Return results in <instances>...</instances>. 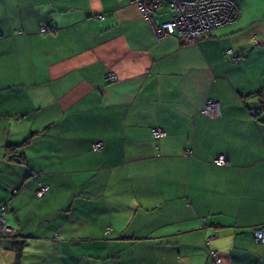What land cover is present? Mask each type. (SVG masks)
Masks as SVG:
<instances>
[{"label":"crops","instance_id":"1","mask_svg":"<svg viewBox=\"0 0 264 264\" xmlns=\"http://www.w3.org/2000/svg\"><path fill=\"white\" fill-rule=\"evenodd\" d=\"M233 1L184 42L133 0H0V264H264V0Z\"/></svg>","mask_w":264,"mask_h":264},{"label":"built area","instance_id":"2","mask_svg":"<svg viewBox=\"0 0 264 264\" xmlns=\"http://www.w3.org/2000/svg\"><path fill=\"white\" fill-rule=\"evenodd\" d=\"M138 7L141 16L151 25L156 37L166 34L176 33L180 35L184 42L196 41L204 33L212 28L218 27L228 22H232L238 14L237 4L233 0H133ZM165 7L167 17L158 19L155 12L159 7ZM40 29H45L44 23L40 24ZM107 79H114L115 75L106 72ZM259 97V106H250L248 111L254 113L260 107L264 111V87L257 92ZM201 112L208 115H217L220 112V106L217 99L207 98L201 106ZM151 132L154 137L163 135L165 132L160 127H152ZM92 147L97 149L101 147L100 141H94ZM225 158L222 154L213 157V163L223 164ZM48 185L44 182H38L34 192L37 197H41L47 190ZM5 204H0V235H9L13 232V226L9 224L4 217ZM213 236L204 237V242H209ZM256 239L264 240V230L256 228L254 230ZM208 254L215 263L221 261L217 251L208 247Z\"/></svg>","mask_w":264,"mask_h":264},{"label":"trees","instance_id":"3","mask_svg":"<svg viewBox=\"0 0 264 264\" xmlns=\"http://www.w3.org/2000/svg\"><path fill=\"white\" fill-rule=\"evenodd\" d=\"M258 99H259V97H258ZM260 101V100H259ZM259 106V105H258ZM264 111H262V109L259 107L258 109H257V111L256 112H254V113H251V115L254 117V118H257V117H260L261 115H262V113H263ZM165 132V131H164ZM165 134V133H164ZM163 134V135H164ZM153 135V134H152ZM162 136V135H161ZM158 137H160V136H158ZM11 144H8V146H9V149H10V151L11 152H13V149H15V148H13V146L11 145ZM225 163V162H224ZM5 217V216H4ZM207 235H210V234H206L205 236H207ZM204 236V237H205ZM204 237H203V241H204ZM205 243V242H204ZM208 243V242H207ZM207 243H205V244H207ZM207 248H208V244H207ZM20 250H21V246H20V244H18L17 246H16V252H17V256L19 255V253H20Z\"/></svg>","mask_w":264,"mask_h":264}]
</instances>
